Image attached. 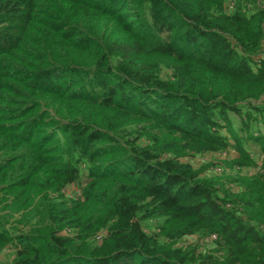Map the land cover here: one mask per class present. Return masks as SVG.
<instances>
[{"label":"trees","instance_id":"16d2710c","mask_svg":"<svg viewBox=\"0 0 264 264\" xmlns=\"http://www.w3.org/2000/svg\"><path fill=\"white\" fill-rule=\"evenodd\" d=\"M0 264H264V0H0Z\"/></svg>","mask_w":264,"mask_h":264},{"label":"rangeland","instance_id":"374dc122","mask_svg":"<svg viewBox=\"0 0 264 264\" xmlns=\"http://www.w3.org/2000/svg\"><path fill=\"white\" fill-rule=\"evenodd\" d=\"M232 5H234V4H232ZM237 122H238L237 118H235V123H237ZM253 149H254V152H256L257 158H259V160H260V157L258 156L257 148L253 147ZM251 171H253V170H251ZM251 171L249 170L248 172H251ZM82 182H83L82 185L81 184H74L73 186H70L68 188V190H67L68 194H79L81 189H82V187H83V184H84L85 180L83 179ZM4 259H7V257H4Z\"/></svg>","mask_w":264,"mask_h":264}]
</instances>
